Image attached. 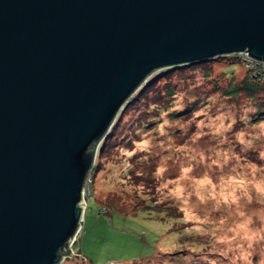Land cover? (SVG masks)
I'll list each match as a JSON object with an SVG mask.
<instances>
[{
	"label": "water",
	"instance_id": "obj_1",
	"mask_svg": "<svg viewBox=\"0 0 264 264\" xmlns=\"http://www.w3.org/2000/svg\"><path fill=\"white\" fill-rule=\"evenodd\" d=\"M264 66V0H0V264H60L97 146L153 73Z\"/></svg>",
	"mask_w": 264,
	"mask_h": 264
},
{
	"label": "rangeland",
	"instance_id": "obj_2",
	"mask_svg": "<svg viewBox=\"0 0 264 264\" xmlns=\"http://www.w3.org/2000/svg\"><path fill=\"white\" fill-rule=\"evenodd\" d=\"M211 61L172 69L173 96L157 78L133 102L168 70L151 74L120 111L60 264H264V116L257 99L229 95L243 63Z\"/></svg>",
	"mask_w": 264,
	"mask_h": 264
},
{
	"label": "trees",
	"instance_id": "obj_3",
	"mask_svg": "<svg viewBox=\"0 0 264 264\" xmlns=\"http://www.w3.org/2000/svg\"><path fill=\"white\" fill-rule=\"evenodd\" d=\"M216 58H218V57H216ZM220 58L222 60H229L233 64L242 63V60L238 56H231V57L223 56ZM211 60H207V61H204L201 63L192 64V65H188V66H184V67L172 68V69L174 71H177L180 73V72L185 71V70L193 69L196 65H201L203 67L209 68L208 66H210V64L212 62ZM242 66L244 67V65H242ZM172 69H168V71H162V73L158 77L150 80L145 86L146 89L144 88L141 91H139L138 95L134 98L133 102L144 103L145 101H147L148 96L156 89L157 78H160L158 80L164 79L165 82H167V84H169V86H167L168 87L167 94L169 96H173L175 94V89L170 85L171 84L170 82L172 80V73H171L173 71ZM244 69H245L246 75L243 77L240 84L231 86V88L228 90L229 95L236 96L237 94H239V92L242 91L245 93V95L247 97H249V99H255V100L257 99L258 105L256 108V113H257V115H260L261 117H263L264 116V102H261L260 98L262 95H264V79L261 78L260 76H254L253 70H251V69L249 70L248 68H245V67H244ZM208 70L210 71V68ZM208 70H207V75L210 73ZM169 105H171V104H169ZM125 108H126V106L123 107L122 110H124ZM176 114L177 113H175L174 115H176ZM109 134H112V133H109ZM110 144H111V141H110V138L108 135L106 141H104V143L99 147V149H98L99 145L97 146L99 157H102L105 153L109 152ZM93 169H94V166L91 170H93ZM91 176L92 175L89 174L87 179H89Z\"/></svg>",
	"mask_w": 264,
	"mask_h": 264
},
{
	"label": "built area",
	"instance_id": "obj_4",
	"mask_svg": "<svg viewBox=\"0 0 264 264\" xmlns=\"http://www.w3.org/2000/svg\"><path fill=\"white\" fill-rule=\"evenodd\" d=\"M239 58L242 60V63L246 68H248L249 70L250 69L253 70L254 76H260L261 78L264 79V66L262 64L254 62V61L249 60V59H246L244 56L243 57L241 56ZM85 186H86V182L84 185V189H85ZM78 255H79V257H82L80 254H78Z\"/></svg>",
	"mask_w": 264,
	"mask_h": 264
}]
</instances>
